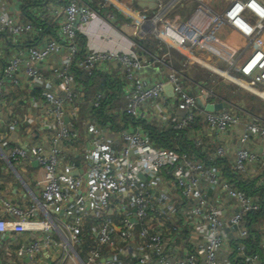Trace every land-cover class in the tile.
Wrapping results in <instances>:
<instances>
[{"label":"built area","instance_id":"obj_1","mask_svg":"<svg viewBox=\"0 0 264 264\" xmlns=\"http://www.w3.org/2000/svg\"><path fill=\"white\" fill-rule=\"evenodd\" d=\"M160 1L157 0L158 14L145 18L140 12L146 13L147 9L125 10L118 0H102L99 8L93 6V0H0V110L6 106L7 92L15 87L25 90L33 108L21 117H0V160H8L18 167L19 173H26L27 166L36 161L42 177L37 181L41 186L39 200L26 207L12 202L0 190V235L43 231L42 235L18 244V258H28L33 260L30 264H35L34 258L55 246L62 250L59 264H123L108 259L102 252L103 246L116 250L120 239L123 246L119 256L130 258L127 264H263L261 254L249 252L246 245L247 216L261 209L263 195L258 191L247 193L226 178L223 166L210 162L227 160L234 175L264 164V149L259 153L253 148L256 143L264 144V118L241 108L242 113L236 114L230 109L207 111L198 105L199 98L213 103L222 101V97L204 83L187 86L185 76L172 66L170 52L161 51L160 46L139 54L131 40L127 49L84 50L79 37L87 35L93 22L113 27L116 15L107 9L113 5L131 20L135 37L147 31L184 55L198 50L213 59L217 56L239 72L250 89L264 96V6L258 0H231L218 12L203 0H193L194 5L184 18H164L157 28V21L167 9ZM179 1L182 0H171L170 4ZM24 6L29 7L32 18L25 15ZM131 12L141 20L156 17V31ZM33 19L49 22L52 35L41 33ZM220 25L236 33L244 46L251 48L247 55H243L245 49L241 45L237 47L216 33ZM153 65L166 72L154 77L141 73L142 68ZM77 71L87 75L102 72L120 81L125 105L109 112L119 119L123 114L129 116L131 128L118 130L116 136L109 134V124L102 126L96 118L109 90L99 88L86 99ZM167 83L171 85V95L163 90ZM258 85L261 88L255 89ZM85 103L92 111L88 117H81ZM78 119L90 145L82 148L85 169L68 175L61 171L60 160L65 146L80 139ZM139 120L163 128L188 129L189 139L202 152L211 144L216 145L206 159L157 147L135 124ZM197 122L203 126L201 134L192 132ZM7 127L28 135L37 130L44 138L31 145L11 144L8 134L2 132ZM65 166L67 171L71 167ZM160 171L167 175L162 183L168 192L180 194L182 224L190 246L173 257L167 254L163 224L160 222L157 229L151 225L157 213H161L151 195V189L160 181ZM24 185L29 186L30 181ZM258 186L264 190V171ZM82 187L99 190V208L113 207L121 213L117 228L105 220L90 227L93 244L83 258L74 251L80 245L75 231L83 213L66 224L56 222L50 211L56 202ZM38 212L45 218L37 219ZM50 231L58 234L57 240L52 239Z\"/></svg>","mask_w":264,"mask_h":264},{"label":"crops","instance_id":"obj_2","mask_svg":"<svg viewBox=\"0 0 264 264\" xmlns=\"http://www.w3.org/2000/svg\"><path fill=\"white\" fill-rule=\"evenodd\" d=\"M101 1L102 0H93L92 4L95 8H99V4ZM258 1L264 6V0H258ZM118 2H119V6L122 5L123 7L126 6L127 8H134L135 10L141 11L143 9H147V12L145 14H147L148 17L152 16L154 13L153 11L155 9L157 10V7H159L157 5V0H118ZM170 2L171 0L160 1L162 6L168 8L169 7L171 8L172 6L175 5V4L171 5ZM180 2L181 1H179V3ZM203 2L208 4V6H210L212 10L221 12L230 4L231 1L228 4H226V2L223 4H217L216 0H203ZM118 12L119 14L115 13L116 19L112 21L113 27H110L100 21H97L96 23L93 22L89 25V32L87 33V35L81 36L85 40L84 50L92 49V48L102 49V50L127 49L130 46L129 44L130 39L122 32L121 29H119L122 28L123 26H126L125 21L127 20L126 18H124V16L120 13L119 10ZM166 12L167 11H165V14ZM172 16H169L167 18H173ZM155 19L154 21L149 22V24L148 23H144V24L149 25L150 29L153 30V28H155L154 27ZM115 29L117 30L115 31ZM216 33L219 34L224 39L229 40L237 47L241 45V47L245 49L243 55H247L248 51H250L251 49L250 47L244 46L243 40L240 38V36L232 32L230 29L225 28L223 25H220L217 28ZM45 34L52 35V33H45ZM104 36H107L109 39L108 38L106 39ZM164 45L165 46L163 47L166 49L167 45L165 43ZM9 47L10 46H6L5 48H9ZM168 47L173 48L176 51L180 52L178 49L174 47L167 46V48ZM157 48L158 46L153 47L151 51H154ZM142 50H147V49L142 48L140 50L141 53ZM147 51H149V49ZM54 60H57V56L55 57ZM157 69L158 72L156 73L153 72H141V73H143V75H148L149 77H154V76L163 75L166 72L163 67L161 68L157 67ZM235 72L237 75L239 74V72H237L236 70ZM98 76L99 79H97ZM239 76L241 75L239 74ZM105 77L108 76L102 74V72H96L91 76L90 81L86 83L84 82L82 83V81L77 76L79 84L82 85L84 88L86 99L90 98V96L99 88H107L109 90V94L113 92V89L111 90L109 87H101L103 83V78ZM244 81H246L245 78ZM233 82H235L240 87L234 84H230L229 86H226L227 94L223 96V98H225V100L227 101L230 100V102L233 101L232 100L233 98H237L239 100L242 111L264 118V112L261 115L255 112L257 111V109L259 111L264 110V97L258 95L257 92H255L254 90L251 91L252 89H250L247 85L241 83L243 82L242 80H240V83L242 85L236 81ZM230 90L231 91L235 90L238 94L232 95L229 92ZM120 98L121 99L124 98V92L122 91V88L120 90ZM113 101H115L114 98L112 102ZM112 102L111 104L106 106V109L101 111L102 114L110 115L109 111L114 110ZM246 103L248 104V106L246 105ZM30 111H33V108L31 106L30 100H27L25 90H23L21 87H15L7 92L6 106L0 110V117L9 120L14 117H21L23 114ZM91 111L92 109L89 108L88 105L85 103V105H82L81 117L82 116L88 117V115H90L89 112ZM80 121L81 119H78L77 121V129L79 130L80 133V139L71 145L65 146V151L60 160L61 171H64L68 175H77L86 167V161L82 153V148L84 146L90 145V138H87L86 131L83 129V126ZM194 125H196L197 127L194 126L193 127L194 130L192 132H198L201 134L200 130L203 127L202 124L200 122H197ZM102 126H106V125L102 124ZM109 126H110V129H108L109 134H111L112 136H116L117 132H119L118 130L121 129L125 130L128 129V127L131 128L130 127L131 123H129L127 127H125L123 122L118 123L120 129H116L117 127L113 128L112 123ZM3 130L4 131L2 132L4 133L6 132L8 134L11 144L18 143L20 145H25V144L31 145V144H35L36 142H39L44 138V134L38 132L37 130H35L34 132H32V134L29 135L23 134L22 132H20L19 129H15L12 127H7L6 129ZM14 132H16L15 137H13ZM114 138L117 140L116 137ZM215 145L216 143L211 144V146L208 147L206 152L204 151L205 153L203 155L206 157L210 155L213 152L212 150ZM263 145L264 144L256 143L253 146V148L256 152L261 153L263 152L264 149ZM199 151L200 153H202L200 149ZM65 165L71 166L68 169V171L65 169L66 167ZM27 168L28 170L26 173H19L18 167L12 165L8 160L6 159L0 160V190L6 198L20 205L21 207L32 205L35 199L39 200L38 198H40L41 186L37 184V181L42 178L40 166L36 161H32L31 164L27 166ZM263 169H264V164L261 163L260 166H255L254 168L250 167L246 173L236 174L235 176L238 179V181H243L245 183L252 182L254 184L253 189L255 188L257 189V187H259L258 183L260 176L264 171ZM230 173L232 174L231 170ZM160 175H161L160 181H158L157 186L151 189V195H153L155 201L159 204L161 214L164 212V216H160L157 213L156 220L153 219L151 221V225L153 229H157L160 225V222L163 224L162 230L165 231L164 237L167 242V254L169 255V257H173V255L176 254L181 255L185 251L189 250L190 246L187 242L185 227L182 224V216L180 213L182 204L179 203L180 194L179 192H177V194L174 195L173 193H170V191L168 192L167 187L164 186V184L162 183V178H166L167 175L165 174L164 171H160ZM226 178L228 177L226 176ZM25 181H30V185L25 186L24 185ZM98 193H99L98 189H93L92 191H90L86 187H82L81 189L72 191L67 199L56 202L55 207L53 208L54 212L52 213V217L58 223H62V222L66 224L71 223L75 215L83 213L81 224L78 226V228L75 231L77 238H79L80 245L78 244L79 246L74 248L75 253L81 258L84 257L89 246L93 244L94 235L90 231V227L94 224H97L105 220L108 221L112 227L117 228L121 217V213H119L118 211L116 212V209H114L113 207H108L106 209L99 208L96 201V195H98ZM261 194L263 195L264 198V190ZM225 212L227 213L228 211L226 210ZM262 215H264V203L258 212L248 214L246 219V226L250 225L253 230H256L257 238H258V244H257L258 250H256V252H259L261 254L263 259L262 263L264 264V226H263L264 219L261 218ZM251 217H253V220L251 219ZM36 218L44 219L45 216L42 212H38ZM42 234L43 231H37V232L23 231V232L1 234L0 264L33 263V260L30 261L28 260V258H24V259L18 258L15 254V249L20 242L29 241ZM50 235L53 240H57L58 238L57 233H55L54 231H50ZM113 235L115 236L116 232H113ZM251 237L252 236L249 233V236L246 239V245L248 239ZM253 238L254 237H252V239ZM121 241L122 240L117 239L116 250L113 249L111 250L107 246H103L102 252L106 257H108V259L120 260L123 264H127L128 262H130V258L125 260L120 258L119 256V254H121L120 253L121 247L123 246ZM138 241L139 240H137V242ZM61 257H62V250L60 248H55V246H51L49 251L44 252L41 256L34 258V263L59 264L61 262Z\"/></svg>","mask_w":264,"mask_h":264},{"label":"rangeland","instance_id":"obj_3","mask_svg":"<svg viewBox=\"0 0 264 264\" xmlns=\"http://www.w3.org/2000/svg\"><path fill=\"white\" fill-rule=\"evenodd\" d=\"M230 1L231 0H216L217 4H223L225 2H226V4H228ZM193 5H194L193 0H183L180 3L175 4L171 8L167 7L166 14L164 13L165 15L163 14V16L161 17V20L157 21V23H156L157 28H160V26H162L163 19L167 18L169 16L174 15V16H179L180 19L184 18L185 15L191 11ZM158 8L159 7H157V10L155 9L153 11L154 12L153 15L157 14ZM107 9L113 13L119 14L118 9L113 7L112 5H111V7H107ZM120 13L122 14V12H120ZM122 15L125 17L124 14H122ZM141 15L143 17H145V16L148 17V15L145 14L144 12H140V16ZM174 16H172V17H174ZM126 20H127V21H125L126 26H123L122 28H119V27L118 28L122 30V32L130 39V41L132 40L135 42V46H136L135 51L138 52L139 54H142V53H140V50L142 48L148 50V48H145L143 45H140L138 43L141 40H147V41L155 43L154 47L160 46L159 49L161 51L168 50L170 52V58H171L172 66L174 68H176L179 72H181L182 75L185 76V78H183V79H184L185 84L187 86L188 85H189V87L192 86L193 85L192 83H202V84L204 83L206 86L211 87L220 97H222L221 100L224 101L225 98H223V96H225L227 94L226 93V91H227L226 86H229L230 84H234L236 86H239L233 81H236L239 84L243 83L246 85V83H245L246 81L242 80L243 82L240 83L241 77L239 76V74L238 75L236 74L235 69L233 67L229 68L225 61H222L220 59H216L217 56H214L215 58L213 59V58L209 57L208 55H206L203 52L198 51V50H195V51L193 50L191 52V54L189 56H187V55H184V54L176 51L173 48H170V47L167 48L168 45L166 46V49H165L163 47V46H165L164 43L160 39H158V37H156L153 33H147V31L146 32L141 31L142 33H145V34L138 36L139 38H141V39H138V37H135L132 33L134 28H132V26H131V23H130L131 20L128 18H126ZM155 21H156V19H155ZM139 28L140 27H138L137 31L139 30ZM136 42L139 44L140 47L137 45ZM151 50L152 49H149V51H151ZM147 71L156 73V72H158V69H157V66H150L147 68ZM222 73H225V74H222ZM248 87H250V86H248ZM250 88H252V87H250ZM260 88H261L260 85L255 87V89H260ZM251 91H253V90H251ZM229 92L232 95L238 94L235 90H232V91L230 90ZM232 100L233 101H231V102H230V100H228L230 106L226 109H230L232 113L233 112L236 114L242 113V111L240 110L241 107H240L239 100L237 98H233ZM112 104H113L114 110L121 109L125 105V100H124V98L123 99L115 98V101H113ZM231 105H233V106H231ZM246 105L248 106L247 103H246ZM257 111H255V112L259 115H261L264 112V110L259 111L258 109H257ZM179 114H181V112ZM110 115H113V114L110 113ZM15 134H16V132H14L13 137H15ZM159 215L164 216V212L162 214L160 213ZM261 218L264 219V215H262ZM263 224H264V222H263ZM163 232L165 234V231H163Z\"/></svg>","mask_w":264,"mask_h":264},{"label":"trees","instance_id":"obj_4","mask_svg":"<svg viewBox=\"0 0 264 264\" xmlns=\"http://www.w3.org/2000/svg\"><path fill=\"white\" fill-rule=\"evenodd\" d=\"M23 11L25 13L26 16L31 17L32 15L31 13L28 11V6H24L23 7ZM36 23V25L38 26V28L40 29L41 33H51V24L47 23L46 21H41V20H36L33 19ZM80 38V37H79ZM84 38L81 37L80 38V43L81 46L84 47ZM140 45H143L145 48L148 49H152L154 47L153 42L147 41V40H141L138 42ZM80 56H82V53L80 54ZM78 78L82 81V83H86L88 81H90L91 76L93 75H87L84 72L78 71L77 73ZM97 79H99V76L97 77ZM101 87H109L111 90L113 89V92H111L109 94L108 99H106L100 106V108L97 110V120L100 122V124H104L106 125L107 123H109V125H111L112 123V127L116 128V129H120L118 126V123L123 122L125 127H127V125L129 123H131V118L127 115H121V119H119L118 115H106V114H102L101 111H103L104 109H106V106L111 104L113 98H120V90H121V84L120 81L117 80H112L110 77H105L103 78V83L101 85ZM135 124L141 126V128L147 133V135L149 136L150 140L153 142V144L157 147H164V148H169L172 150H177L180 152H187V153H191V154H195L201 158H207L206 156H204V152L200 153L199 149L197 148L194 143H192V141L188 138V133L189 130L188 129H183V130H175L172 128H163V127H159L155 124L152 123H148L146 121L143 120H139L137 121ZM134 124V126H135ZM131 125H133L131 123ZM196 125H193V127ZM197 127V126H196ZM210 164H217V165H221L223 166V172L225 171L224 175L227 176L231 181H233L235 183V185H237L239 188L245 190L247 193H254L256 191L262 193L263 189L257 187V189H253L254 184L252 182H243V181H238V179L236 178V176L234 174L230 173V167H229V163L227 162V160H223V159H216L213 160L212 162H210ZM255 215V214H254ZM254 217V216H253ZM253 217H251V219L253 220ZM249 219V218H248ZM248 226V225H247ZM249 228V233L251 234L252 237H254L252 239L249 238L247 241V249L249 252H255L256 250H258V238H257V233L256 230H253L251 228V226H248Z\"/></svg>","mask_w":264,"mask_h":264},{"label":"water","instance_id":"obj_5","mask_svg":"<svg viewBox=\"0 0 264 264\" xmlns=\"http://www.w3.org/2000/svg\"><path fill=\"white\" fill-rule=\"evenodd\" d=\"M148 67H144L141 69V72H148L147 71ZM163 90L168 94L171 95L172 94V88L171 85L169 83L165 84L163 86ZM260 96H263L259 93H257ZM198 105L204 107V109H206L207 111H218L221 109H226L230 106L229 102L227 100H222L221 102H213V103H205V101L202 98H199L197 100ZM141 177L144 179V176L141 175ZM51 212H54V210H50Z\"/></svg>","mask_w":264,"mask_h":264},{"label":"bare ground","instance_id":"obj_6","mask_svg":"<svg viewBox=\"0 0 264 264\" xmlns=\"http://www.w3.org/2000/svg\"><path fill=\"white\" fill-rule=\"evenodd\" d=\"M123 9H125V10H128V8L126 7V6H122V5H120ZM131 14H133V15H135L138 19H139V21H142L143 22V24L144 23H148L149 24V22H152V21H154V19H155V17H153V19H151V20H146V19H140L139 17H138V14H134L133 12H131ZM153 31H156V28H153Z\"/></svg>","mask_w":264,"mask_h":264}]
</instances>
